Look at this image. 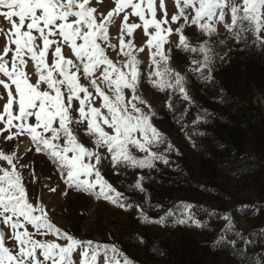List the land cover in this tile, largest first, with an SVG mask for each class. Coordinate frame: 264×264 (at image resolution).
<instances>
[{"label":"snow or ice","instance_id":"snow-or-ice-1","mask_svg":"<svg viewBox=\"0 0 264 264\" xmlns=\"http://www.w3.org/2000/svg\"><path fill=\"white\" fill-rule=\"evenodd\" d=\"M172 2L175 11L169 15L165 0H159L158 18L157 0H110L105 10L93 6V0H0V17L10 25L0 27V136L5 143L27 137L28 151L34 149L54 166L64 195L74 189L125 210L135 207L145 223L206 228L208 221L195 211L205 212L203 206L180 201L154 219L146 209L162 206L150 203L144 176L138 174L128 185L144 193L141 205L102 175L105 161L118 174L122 168L153 169L158 161L168 165V153L179 155L153 123L157 112L141 89L143 80L167 93L165 107L173 113L174 97L194 103L186 75L170 63L173 48L196 54L187 71L210 82L220 29L246 46L251 38L254 46L264 47V0ZM193 26L204 37L196 43L185 34ZM141 33L146 39H140ZM146 50L141 69L139 56ZM207 116L206 110L198 114L189 134L185 113L174 115L194 149L193 137L204 135L195 126ZM22 159L15 149L0 148V264H101V257L102 264H134L115 244L81 240L54 224L39 195L29 191L39 179L35 162ZM44 187L55 193L58 185ZM208 214L211 218L214 210ZM221 218L227 224L212 246L231 247L241 264H264V257L247 253L255 241L235 231L228 213ZM230 233L236 239H227ZM238 241L243 248L236 247Z\"/></svg>","mask_w":264,"mask_h":264},{"label":"rangeland","instance_id":"rangeland-1","mask_svg":"<svg viewBox=\"0 0 264 264\" xmlns=\"http://www.w3.org/2000/svg\"><path fill=\"white\" fill-rule=\"evenodd\" d=\"M165 4L171 15L175 11L172 0H165ZM93 6L105 10L111 4L110 0H105L103 5H97L93 0ZM157 12L159 18L162 15L159 0ZM0 27H10L3 17H0ZM185 34L193 43L204 38L194 26L186 28ZM140 39H146L142 33ZM170 39L174 41L177 37L173 35ZM214 40L213 80L210 82L187 71L190 58H199L196 54L175 48L172 51L170 63L186 75L187 89L194 103L181 102L174 97L176 113L170 112L165 107L167 93L141 82L144 96L157 112L153 123L175 145L179 155L168 153L169 164L158 161L153 169L122 168L117 174L109 162L105 161L102 166L105 179L130 201L141 205L145 202L144 193L130 190L128 185L134 183L138 174L145 177L143 187L150 203L162 206L159 210L147 208L149 217L159 218L178 202L187 201L203 206L205 212L195 211L198 219L208 221V226L145 223L135 207L125 210L74 189H67L64 195L65 185L54 166L34 149L28 151L32 145L27 137L5 143L0 136V148L4 151L15 149L17 155L23 157L21 163L35 162L39 179L29 184V191L39 195L54 224L81 240L115 244L134 264H241L231 247L212 246V241L227 224L221 217L228 213L235 231L255 241L247 248L248 255L264 257V236L256 235L264 233V47L254 46L251 38L246 46L223 29ZM221 40L224 42L219 43ZM146 53L147 50L139 56L144 62L141 69L148 60ZM205 110L206 122L195 126V130L204 135L193 137L197 143L194 149L174 115L185 113V131L191 134L192 121ZM83 142L90 146L88 138ZM25 175L27 177V172ZM44 184L58 185L57 191L49 192ZM211 210L215 214L209 218ZM140 237L143 243L139 242ZM227 239L236 237L230 233ZM236 247L243 248V241H238ZM73 258L77 259L76 253ZM102 260L103 257L101 264Z\"/></svg>","mask_w":264,"mask_h":264}]
</instances>
